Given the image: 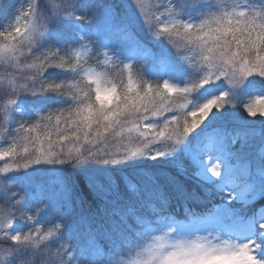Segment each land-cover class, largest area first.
I'll return each instance as SVG.
<instances>
[{
	"label": "snow or ice",
	"instance_id": "1",
	"mask_svg": "<svg viewBox=\"0 0 264 264\" xmlns=\"http://www.w3.org/2000/svg\"><path fill=\"white\" fill-rule=\"evenodd\" d=\"M0 69V264H264V0H0Z\"/></svg>",
	"mask_w": 264,
	"mask_h": 264
},
{
	"label": "trees",
	"instance_id": "2",
	"mask_svg": "<svg viewBox=\"0 0 264 264\" xmlns=\"http://www.w3.org/2000/svg\"><path fill=\"white\" fill-rule=\"evenodd\" d=\"M7 4V3H5ZM241 112H243L242 109H238L236 110V116L239 117ZM243 115H247V113H243ZM249 120H257V122L259 121L260 117H259V114L257 115V117L253 118V117H248ZM114 148H119L120 145L119 144H116L113 146ZM51 173H47L46 171H42V172H39V173H35L32 178H31V183H32V188H33V191L35 192L36 190V185L35 183L37 182H43L45 187H44V192L41 193V195H37V198L39 199L44 193H46L51 187H54V186H57V183H58V174L56 175V177L54 175H52L53 177V180L51 182H48L47 180H45L46 178H48L50 176ZM85 194H87V189H85ZM87 230V225H84L82 226L81 228V231L82 232H86ZM0 247H4L3 245H0Z\"/></svg>",
	"mask_w": 264,
	"mask_h": 264
},
{
	"label": "rangeland",
	"instance_id": "3",
	"mask_svg": "<svg viewBox=\"0 0 264 264\" xmlns=\"http://www.w3.org/2000/svg\"><path fill=\"white\" fill-rule=\"evenodd\" d=\"M8 2V0H4V3H7ZM23 3H24V0H20V5H23ZM45 3H47L48 5H56V4H58L59 3V0H45ZM149 51H151V52H155V51H157L155 48H149ZM137 68H139V65H137ZM2 73H3V70L2 69H0V75H2ZM0 94H2V93H0ZM252 99V97H246L245 98V102H248V101H250ZM237 118H239V117H237ZM0 145H2V141H0ZM2 164H3V161H0V166H2ZM29 172H32V170L30 169L29 170ZM40 172H42V171H40ZM35 173H39V172H32V176L35 174ZM47 173H51V172H47ZM52 175H54L55 177H56V173H51ZM50 174V176L48 177V178H46L45 180H47L48 182H51L52 180H53V178H51V177H53L52 175ZM32 178V177H31ZM35 185H36V190H35V192H34V194L37 196V195H41V193H43L44 192V187H45V185H44V183L43 182H37V183H35Z\"/></svg>",
	"mask_w": 264,
	"mask_h": 264
}]
</instances>
